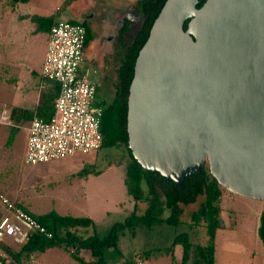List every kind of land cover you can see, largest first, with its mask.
I'll use <instances>...</instances> for the list:
<instances>
[{"label": "water", "instance_id": "1", "mask_svg": "<svg viewBox=\"0 0 264 264\" xmlns=\"http://www.w3.org/2000/svg\"><path fill=\"white\" fill-rule=\"evenodd\" d=\"M127 131L145 171L180 186L208 164L264 202V0H167L135 62Z\"/></svg>", "mask_w": 264, "mask_h": 264}, {"label": "rangeland", "instance_id": "2", "mask_svg": "<svg viewBox=\"0 0 264 264\" xmlns=\"http://www.w3.org/2000/svg\"><path fill=\"white\" fill-rule=\"evenodd\" d=\"M34 1L40 2L45 13H54L58 18H64L70 7L73 12L71 17L79 22L94 17L89 23L93 24V33L100 42L99 46L106 50L102 92L106 94L105 101L111 102L116 91L117 58L114 45L118 40L122 20L128 16L135 19L136 25L131 34L136 32L142 20L135 2L120 7L114 6L112 0H74L69 1V4L68 0ZM31 6L21 5L14 16L30 12ZM59 8L61 9L59 14L55 13ZM8 10H12L10 0H0V62L4 63L3 70L0 67V75L11 79L16 77L12 61L19 63L18 57L25 56L26 52L31 57L29 64L38 68L41 58L47 51L48 36L46 32L33 35L30 21L25 22V25L18 21L8 22L5 18V12ZM10 41L13 47L12 55L9 51ZM94 44L95 41L91 43L90 50ZM0 82V107L9 111L16 94H25L30 89L35 94V86H29L24 79L12 83ZM95 104L99 106L100 101L96 100ZM9 118L11 120L9 125L0 123V181L3 185L0 191L10 200L24 205L36 214L56 211L61 214L89 217L94 221V229L100 236H105L114 224L123 222L131 214L134 201L128 196L125 186L128 155L124 145L105 146L71 158L27 165L25 153L28 123L24 120H12V114ZM13 129L16 130V138L10 147L6 141ZM225 190L221 213L225 226L216 232V264H264V243L259 236L264 202ZM202 200L200 197L193 205H182V221L187 225L186 228L182 224L179 226L158 224L149 230L138 227L135 235L126 232L120 237L119 251L115 252L116 254L111 250L107 251L109 264L137 263L138 255H141L144 264H179L172 259L171 254L164 253V249L172 245L179 233L187 232L191 243L209 242V236L202 223L189 226L192 223L191 215L200 208ZM141 206L144 210V204ZM167 215L169 212H166L165 216ZM90 232L93 233L92 228ZM145 252L149 253L147 259L144 258ZM182 253L183 248L179 246L175 255L181 259ZM34 257L37 261L40 258H47L40 252ZM48 259L47 264H78L74 260L66 262V257L63 259L62 255L53 254Z\"/></svg>", "mask_w": 264, "mask_h": 264}, {"label": "trees", "instance_id": "3", "mask_svg": "<svg viewBox=\"0 0 264 264\" xmlns=\"http://www.w3.org/2000/svg\"><path fill=\"white\" fill-rule=\"evenodd\" d=\"M29 1L12 0L13 4ZM69 1L74 0H68V4ZM166 1H137L142 18L141 23L136 32L130 33L131 36L128 35L133 25L131 20L126 22L124 29L120 32L117 45L118 62L115 71L116 91L114 98L111 102L102 100L99 105L103 113L101 120L103 143L100 148L122 144L127 151L128 162L125 166V186L128 196L134 201L133 211L123 222L114 224L105 236H100L94 229V221L89 217L61 215L56 211L36 214L24 205L16 203L31 214L45 228L46 232L52 234V237L49 238L39 231L31 233L28 241L18 254H32L33 252H44L49 248L60 247L79 264H109L107 251L111 250L113 254H116L115 252L119 251L120 237L126 232L135 235L138 227L149 230L158 224L185 225L182 221V205H193L202 197L200 208L192 213V223L189 226L202 223L209 236V242L206 244L191 243L189 234L181 232L174 238L172 245L164 249V253L171 254L172 259L179 264H216L215 238L217 230L225 226L221 213L223 210V194L226 190L211 174L208 164L203 167L201 172H196L185 178L182 185L179 186L160 173L145 171L128 147V97L134 77L135 62L139 51L149 37L155 19ZM202 5L203 3H199L197 7L199 8ZM32 20L36 22L38 30L49 32L56 22V16H33ZM71 22L84 26L86 30L84 44L87 46L92 38L89 26L85 22L77 20H71ZM14 115L15 113L12 114V120L15 118ZM15 134L16 130L13 129L8 144L13 142ZM141 204H144V210ZM166 212H169V215L165 216ZM186 227L187 225H185ZM91 228L93 233L90 232ZM259 236L264 243V211L260 218ZM179 246L183 248L181 259L175 255ZM7 253L10 255V251ZM148 257L149 253L145 252L144 258L147 259ZM133 264H144L141 255H138L137 263L134 262Z\"/></svg>", "mask_w": 264, "mask_h": 264}, {"label": "built area", "instance_id": "4", "mask_svg": "<svg viewBox=\"0 0 264 264\" xmlns=\"http://www.w3.org/2000/svg\"><path fill=\"white\" fill-rule=\"evenodd\" d=\"M86 30L69 20L56 22L49 33L42 75L59 85L50 119L34 118L25 163L37 165L100 149L102 109L95 104L96 85L83 72ZM10 111L0 110V123L10 124ZM52 234L28 212L0 191V264L12 258L2 247L8 240L24 245L30 234Z\"/></svg>", "mask_w": 264, "mask_h": 264}, {"label": "crops", "instance_id": "5", "mask_svg": "<svg viewBox=\"0 0 264 264\" xmlns=\"http://www.w3.org/2000/svg\"><path fill=\"white\" fill-rule=\"evenodd\" d=\"M137 1L138 0H134V1H131V0H112V2H113L112 4L114 6L120 5V7H123L125 4L131 5L132 2H135V4L137 5ZM124 2H126V3H124ZM26 4L32 5L30 7V12H25L24 14H18L15 17L14 16L15 11L21 5H26ZM10 5H11L12 10H10V11L8 10V12H5V18L7 19V21L13 22V23H16L18 21L19 23H22L24 25H25V22H27V21L32 22V23H30L31 24L30 27L32 29L33 35H35V36H37L39 34V32H45V31L38 30L37 24H36V22H34L32 20V17L33 16L50 17V16L54 15V13H52V14L45 13L44 10L41 8V6H40L41 4L39 1L30 0L27 3L13 4L12 0H10ZM60 11H61V9L59 8V9H57V11L55 13L59 14ZM68 11H69L68 13L64 14L66 17L64 16V18H58L56 16L55 21L58 22L61 20H69V21L76 20V19L71 17L73 15L72 7H70V10H68ZM67 18H70V19H67ZM26 27L28 28V26H26ZM49 33H50V31L46 32L48 38H49ZM12 48H13L12 47V41H10V43H9L10 55H12ZM45 56H46V53L41 58L38 68H36L35 66H31L29 64V62L31 61V57L29 56V53L26 52L25 56L18 57L19 63H16V62L14 63L12 61V63H13L12 66L16 70V77L15 78L12 77L11 79H6L4 76L0 75V81H5V82L7 81L8 83H12L15 80L19 81L21 79H24L25 83L28 84L29 86H35V94L33 93L34 91L31 89H30V91L28 90L25 94L24 93L16 94L15 95L16 99H13L11 101L12 106L10 107L11 108L10 114L15 113V115H14L15 118L13 120H17V121L18 120L19 121L24 120L26 123H28L27 124L28 126L26 127L27 136H29L28 128H29V126H30V124L34 118H42L44 120H48L51 118V116L54 113V102H55V99L59 93V85L54 81H49V80L45 79L41 73ZM3 65H4V63L0 62V67L2 70H3ZM4 70H5V66H4ZM51 83H54V84H51ZM0 108H2V107H0ZM15 127H19V126H15ZM11 131L7 137L6 142H9ZM15 138H16V136H14L13 142L11 144H9L10 147L14 143ZM27 142H28V140H27ZM26 146H27V144H26ZM26 151H27V149H26ZM25 155H26V153H25ZM74 156H76V155H74ZM74 156H71V157H74ZM2 186L3 185L1 184V181H0V188H2ZM59 214H61V213H59ZM61 215H70V214H61ZM71 216H73V215H71ZM74 217H83V216H74ZM84 217H86V216H84ZM23 246L24 245L16 244L12 240H8L7 243L2 245V247L5 249V251H7V252L10 251V256H11L12 262H13V263L11 262V264H47L46 260H49L48 257H50V255H53V254H55L57 256L62 255L63 259H65V257H66V262H68L69 260H74L72 257L66 256L67 253L62 248L54 247V248H49L44 252H40V253H43V255L46 256L47 258H45V257L40 258L37 261V259L34 256L38 252H33L32 254L31 253L30 254L29 253L18 254L21 252V249ZM16 249H19V250L17 251ZM16 254H18V255H16ZM74 261H69V263L74 262ZM75 262L78 263L77 261H75ZM70 264H73V263H70Z\"/></svg>", "mask_w": 264, "mask_h": 264}, {"label": "flooded vegetation", "instance_id": "6", "mask_svg": "<svg viewBox=\"0 0 264 264\" xmlns=\"http://www.w3.org/2000/svg\"><path fill=\"white\" fill-rule=\"evenodd\" d=\"M137 9H138V6H137ZM138 13L140 15L139 9H138ZM89 18L87 19V21H84V22L89 26L91 34H92V38L90 42L88 43V45L85 46V49H84L83 72L96 85V98H97L96 100L101 102L102 100H105V95H106V94L104 95L102 92V85L105 79V75L103 71L105 69L104 63H105V58H106V53H105L106 50H104L102 47L99 46L100 42H98V38H96L93 33V28H92L93 24L91 25V23H89V21L93 20L94 17L91 16ZM128 20L133 21V25L131 27L130 32H128V35L134 30V27L136 25L134 18H130L129 16L123 18L121 27L119 29L118 40L116 44L114 45L117 62H118L117 45L120 39V32L124 29L126 22ZM93 41H95V44H94V47H92V49L90 50L91 43Z\"/></svg>", "mask_w": 264, "mask_h": 264}]
</instances>
